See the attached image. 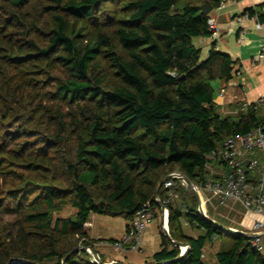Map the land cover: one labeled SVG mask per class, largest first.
Instances as JSON below:
<instances>
[{"label":"trees","instance_id":"obj_1","mask_svg":"<svg viewBox=\"0 0 264 264\" xmlns=\"http://www.w3.org/2000/svg\"><path fill=\"white\" fill-rule=\"evenodd\" d=\"M207 1L215 8L222 0H0V68L15 70L5 85L0 79V170L22 171L0 190V264H91L74 249L98 241L88 233L92 214L123 217L126 230L146 203L159 215L160 170L178 168L195 184L222 178L208 175V155L264 127L263 107L241 103L224 116L214 101L213 81L239 70L215 44L203 59L193 42L212 36L201 12ZM110 2L108 31L97 15ZM263 9L245 13L264 21ZM28 71L46 75L53 90L41 95L39 83L21 77ZM186 188L176 184L167 207L169 233L188 243L187 254L175 261L180 247L162 233V248L144 264H207L206 243L225 236L218 264H264L250 238L206 219L196 194L182 197ZM167 193L162 186L158 195ZM65 206L76 213L53 220ZM184 225L202 234L188 236Z\"/></svg>","mask_w":264,"mask_h":264},{"label":"built area","instance_id":"obj_2","mask_svg":"<svg viewBox=\"0 0 264 264\" xmlns=\"http://www.w3.org/2000/svg\"><path fill=\"white\" fill-rule=\"evenodd\" d=\"M226 2L227 0H222L219 8L224 7ZM249 18L252 17L248 13H244L237 20L242 23ZM208 23L212 31V37L215 38L218 33L215 19L210 16ZM256 28L264 30V21H260L258 17ZM242 33H245V31H242ZM262 57V54L258 55L254 61H260ZM250 106L264 108V97L254 103H242L243 109H247ZM208 157L225 163L229 172L222 178L210 177L201 184L193 183L191 188L202 197L203 202L202 190L215 198L221 206L231 203L239 204L246 210L248 217L259 216V219H254L252 222V232L258 235L250 239V244L258 252L264 253V236L262 235L264 233V127L256 128L246 135H237L226 139L222 148L212 152ZM168 176L169 178L163 184L164 188L168 190L166 198L162 199L159 195L155 197L161 207L159 218L163 230H169V209L167 205L173 197H176L172 189L176 187V184L182 187H190L182 172L172 171ZM155 218L156 214L151 204H144L135 212L125 235L114 242L113 245L128 252L140 249L143 244V232ZM188 247L181 246L180 254L185 253ZM87 251L90 253L91 264L119 263L116 260L103 262L99 254L97 256L91 255L90 247Z\"/></svg>","mask_w":264,"mask_h":264},{"label":"crops","instance_id":"obj_3","mask_svg":"<svg viewBox=\"0 0 264 264\" xmlns=\"http://www.w3.org/2000/svg\"><path fill=\"white\" fill-rule=\"evenodd\" d=\"M259 4H264V0H227L225 6L222 8H219V6L214 8L212 6V10L209 14L215 19L218 28L217 36L215 38L212 36H199L193 39L194 44L201 48L203 59L207 58L210 49L215 44L218 51L227 53L233 60L238 61L236 68H238L239 74H236L233 79L229 81L220 79L213 81L215 90L214 101L220 107V112L224 116L236 115L238 112V105L241 103H254L258 99L264 97V30L256 28L257 16L256 18L252 17L245 19L242 23L237 20L247 9L256 7ZM242 31H245V33H242ZM261 54L263 55L262 59L260 61H254V59ZM228 172V167L222 165L217 171V176H225ZM96 215L97 214H92L90 225H88L90 238L94 240L107 239L104 237L112 239L113 237L108 234L94 232V222L92 220ZM127 223L128 221L125 219L126 228ZM186 226L187 225H184L183 227V231L186 235L196 238L202 234L200 229ZM124 235L123 233L117 240L121 239ZM96 245L100 244L96 243ZM210 245L209 242L206 243L203 252L205 253L208 251L210 254L214 253L216 259L217 252L226 244L222 241L220 245H214L215 247H211ZM161 248L162 232L159 249ZM155 253L146 254V260H149ZM105 260L109 262L111 260H116V258H108L106 255ZM119 260L126 264L142 263L136 262L139 261L140 258L134 255H130L129 258L126 259L117 258L116 261ZM216 263L218 264V262Z\"/></svg>","mask_w":264,"mask_h":264},{"label":"rangeland","instance_id":"obj_4","mask_svg":"<svg viewBox=\"0 0 264 264\" xmlns=\"http://www.w3.org/2000/svg\"><path fill=\"white\" fill-rule=\"evenodd\" d=\"M123 3H118V6H122ZM117 3L116 2H110L107 4H104L101 6L98 15L99 16V21L105 26V29L109 31L110 27L114 26L115 20L113 14L114 10L116 7ZM1 78L4 84L7 83L9 79L14 77V71L15 70H9L8 68L1 67ZM10 71V73L8 72ZM47 74V73H46ZM36 72H21V77L27 80H32L35 81L38 84V90H41V95H45L47 91H52L53 86H48L47 82V76L42 75L39 76ZM55 75L57 77H64L65 76V70L62 68H57L55 71ZM16 81V80H15ZM5 87V86H4ZM4 94V91L2 92L1 95ZM37 100H40L37 98ZM37 122V121H36ZM35 122V123H36ZM222 163L219 162L218 160L213 161L209 166H208V175L209 176H217V171L219 168L222 167ZM172 171H179L178 168L174 169H162L160 170V173L162 174V177L165 175H168ZM22 173L21 169L18 167L15 168V170L10 171L8 168H3L0 170V190H3L4 193L8 192V189H10V185L6 184L4 182V179L7 178V181H11L12 179H15L17 182V177ZM26 173V172H24ZM219 176V175H218ZM2 191V192H3ZM186 193L183 194L182 197H193L196 192L191 188L187 187L186 188ZM197 195V194H196ZM202 195L204 197V204L206 207L207 212H212L214 216L219 217L220 219H223L225 222H227L232 228L239 229V230H244V231H253V220L254 219H259L260 217L257 215H253L251 217L247 216L246 210L239 204H228L226 206H221L218 204L217 200L213 198L209 193L205 192L202 190ZM7 194H4L3 197H6ZM179 203V202H177ZM181 203V201H180ZM199 210V208H198ZM76 213V209L71 207V206H65L61 207L58 210L54 211L52 214V219L55 220L58 217H69L72 216L73 214ZM93 223V230L94 232L97 233H104L108 234L112 239H116L120 237L123 233H126V224H125V219L122 217H111V216H106V215H101L97 214L95 218L92 220ZM161 220L159 218V215L156 216L155 220H153L151 223L148 224L147 228L143 232V244L141 245V248L135 251H125L123 249L117 248L113 245L114 242H109L110 239L108 237L105 240H98L96 243H99L100 245H96L94 242L93 247L91 248V255L95 256V253L92 249L97 251V253L101 256L102 259H105L106 255L108 258H112L117 260V258L120 259H126L129 258V256H136L140 258L139 261L136 262H142L140 264H144L147 260L146 254H152L157 251H159V245L161 242V232L164 233V230L162 228V225L160 227ZM90 225V222L87 224V226ZM169 226V224H168ZM188 227V226H186ZM109 237V238H111ZM229 238L226 236L224 239H215L213 240L210 244L211 247H215L216 244L220 245L222 241H226ZM104 242V243H103ZM84 244L82 241H79V246ZM263 244H264V238H263ZM215 245V246H214ZM218 247V246H217ZM131 253V254H129ZM83 258L84 260H90V253L89 251H86V254H80L78 256V259ZM151 259V258H150ZM204 259L207 264H217V260L215 259L214 253H209L208 251L204 253ZM112 261V260H111ZM125 261V260H124ZM119 262H121L119 260Z\"/></svg>","mask_w":264,"mask_h":264},{"label":"water","instance_id":"obj_5","mask_svg":"<svg viewBox=\"0 0 264 264\" xmlns=\"http://www.w3.org/2000/svg\"><path fill=\"white\" fill-rule=\"evenodd\" d=\"M211 10H212V4H211L209 1H207V2L202 6V10H201V12H202V14H209ZM168 178H169V176L166 175V176H164V177L159 181V183H158V185H157V188H156V195L159 194V191H160L161 187L163 186L164 182H165ZM184 178H185V180H186L188 186L193 187V183H192V181H190V179H188V177H186L185 175H184ZM196 194H197V196H198V198H199V212H200V213H201L206 219H208L209 221H211L212 223H214L215 226L219 227L222 231L227 232V233H230V234H232V235H236V236H237V235H243V236L248 237V238H250V239H252V238H254V237H256V236L258 235L257 233H254V232H252V231H244V230H239V229H235V228H232V227H228V226L222 225V224H220L219 222H217L216 220L212 219V218L209 217L208 214H207L206 207H205V204H204V202H203V200H202V197H201L198 193H196ZM164 235H165L168 239H170V240H171L176 246H178V247H181V246H189L188 243H186V242H182V241H176V240H174V239L171 237V235H170V233H169V230H167V229H164ZM262 235L264 236V233H263ZM88 248H89V247L79 246V247H77L76 249H74V251H79V250H85V251H87ZM90 248H92V247H90ZM188 248H189V247H188ZM92 250L94 251L95 255L97 256V255H98L97 251H95L94 249H92ZM187 251H188V249H187ZM187 251H186L185 253H183V254H180L179 257H178L177 259H175V261L180 260V259H183V258L185 257V255L187 254ZM67 256H69V254H68Z\"/></svg>","mask_w":264,"mask_h":264}]
</instances>
